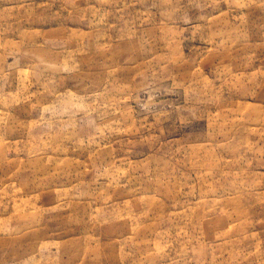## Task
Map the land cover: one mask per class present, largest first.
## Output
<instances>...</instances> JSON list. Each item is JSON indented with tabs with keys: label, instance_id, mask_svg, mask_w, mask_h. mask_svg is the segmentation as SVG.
I'll return each instance as SVG.
<instances>
[{
	"label": "rangeland",
	"instance_id": "obj_1",
	"mask_svg": "<svg viewBox=\"0 0 264 264\" xmlns=\"http://www.w3.org/2000/svg\"><path fill=\"white\" fill-rule=\"evenodd\" d=\"M0 264H264V0H0Z\"/></svg>",
	"mask_w": 264,
	"mask_h": 264
}]
</instances>
